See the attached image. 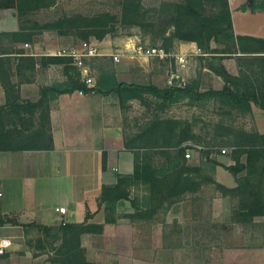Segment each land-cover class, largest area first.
Returning <instances> with one entry per match:
<instances>
[{
	"label": "trees",
	"instance_id": "obj_1",
	"mask_svg": "<svg viewBox=\"0 0 264 264\" xmlns=\"http://www.w3.org/2000/svg\"><path fill=\"white\" fill-rule=\"evenodd\" d=\"M142 2L143 0H118L119 13L103 12L92 16L64 13L54 20L40 22L37 15L54 8L56 0H0V10H15L19 24L17 32H0V41L8 43H2L0 52L19 56L17 61L20 67L33 64L34 59L24 57V51L17 46L35 44L38 37L46 32H54L59 37H74L90 44L92 40L102 42L106 37L116 35L119 28L125 27L140 29L144 42L148 39L153 45L160 42L166 51L172 50L178 43H195L200 50L211 56L264 52V40L235 35L228 0H184L180 4L164 5L167 12L163 18H151ZM213 42L225 46L216 49L212 47ZM42 62L72 64L71 59L59 57L43 58ZM8 63L10 60L0 59V65ZM212 69L226 84L222 91H209L199 95L192 87L160 89L154 85L120 84L115 90L105 94L117 93L122 106L126 98L138 99L147 104L148 100L144 96L149 95L161 101L157 105L161 110L185 98L197 100L196 96H205L232 111L250 112L251 105L247 102L254 99L258 100L256 106L264 111V93H260L261 97L258 98L255 91L252 93L248 89L244 92L237 89L235 92L232 88L241 79L232 77L222 65L212 66ZM73 74L78 82V85H72L73 90L92 91L80 82V74ZM0 78L7 95L6 104L0 106V152L52 150L54 146L50 127V96L71 90L43 88L38 102H25L20 98H12L14 88L10 87L8 73L0 72ZM182 124L184 125L181 126ZM190 128L192 125L189 122L182 123L178 119L162 116L146 122L138 136L145 143L146 150L135 154L133 175H120L115 185L104 186L102 189L99 210L104 208V224L90 223L95 214L87 212L85 221L80 224L65 223L57 228L34 223L24 225L4 216L0 209V227H30L55 240V243L59 241V246L52 247L55 254L51 259L52 264H95L88 260L82 238L89 234L101 235L106 225L117 224L124 218L117 216V207L121 202L131 201L132 190L143 189L146 193L140 202L141 207L137 200L131 201L132 206H136V211L133 215H126L125 219L133 221L154 219L166 206L183 202L187 196L198 194L204 184L214 186L225 197L239 199V204L234 209L236 222L249 225L256 218L264 217V137L245 135L242 138L248 149L236 150L235 165L225 167L236 182V187L228 188L212 178L205 175L203 177L204 169L201 166L187 164L186 150L181 146L192 137L195 138L192 133L188 134L190 138L186 135ZM157 156L166 159L165 169H156L161 168L154 165L153 159Z\"/></svg>",
	"mask_w": 264,
	"mask_h": 264
},
{
	"label": "crops",
	"instance_id": "obj_2",
	"mask_svg": "<svg viewBox=\"0 0 264 264\" xmlns=\"http://www.w3.org/2000/svg\"><path fill=\"white\" fill-rule=\"evenodd\" d=\"M231 6L235 35L264 40V12L257 15L261 16V23L258 26L247 28L244 22L240 24L239 21L234 20L233 5ZM18 30L19 24L15 11H1L0 32L10 33ZM44 38L46 36L35 44H26L30 45L27 48L19 46V49L24 51V57L34 59L33 64L19 67L17 61L19 56L0 52V59L10 60L7 65H0V72L8 73L10 77V87L14 88L12 98L36 103L41 98L43 88H57L60 91L69 88L71 91L50 96V127L54 146L52 150L0 152V192L3 193L0 209L4 216L15 218L24 225L34 223L47 227H60L63 222L80 224L85 221L87 212L95 214L90 223L104 224V208L99 210V198L103 187L115 185L120 175H133L135 154L146 150L145 143L138 136L145 128L147 121L156 116H162V110L157 106L161 101L152 96H144L148 100L147 104H143L138 99L126 98L122 106L117 93H105L115 90L120 84L154 85L160 89H166L172 67L158 59H142L131 55L123 57L121 62L116 63L111 55L125 49L116 50L112 42L106 39L96 44L103 56L85 60L86 74L73 62L71 65L43 63V58L53 57L50 56L49 46L43 42ZM64 40L69 41L60 39L55 43L60 44ZM70 42L74 44L72 40ZM126 44V47H133L135 42L130 41ZM177 46L180 53L190 54V58L197 56L198 48L195 43H181ZM218 57L224 59L219 61L217 67L222 65L235 79H241V73L247 71L255 74L264 73V52ZM205 62L206 60H203L201 63L200 76H207L209 82L211 80L213 84L208 85L209 88L202 93L222 91L226 85L224 80L213 71L212 66L205 65ZM157 63L158 66H156ZM73 72L80 74V82L83 84H85L86 76L92 78V86L85 84L92 91L81 95L80 89L73 90L72 85H78ZM259 81L257 79V81L247 82L241 79L232 90L236 92L237 89L249 88L252 93L255 91L256 97L259 98L260 93H264L262 86L264 83ZM256 101L258 100L250 99L247 102L251 105L248 115L253 112L256 119L255 131L249 134L264 137V111L256 106ZM6 102V91L0 78V106L5 105ZM176 105L170 104L169 107ZM169 118L177 119V117ZM227 126L225 128L230 129V125L227 124ZM231 144L233 145L230 147L233 149L246 148H243V144L236 139L232 140ZM153 149L156 150V148ZM158 162L162 163L160 160ZM187 164L193 167L201 166L190 162ZM215 178L218 183L225 185L219 175ZM59 183L68 185V188L63 189L66 194L63 198L59 196L63 199L59 203L49 206L46 203L49 197L44 188L49 184L58 185ZM233 185L235 181L229 187ZM144 195H146L145 192L132 190L130 200H137L141 207L140 202ZM198 196H187L186 200L176 204L171 211L176 209L178 212L183 204L193 208V201L204 198L203 194ZM131 201L119 203L117 216L124 218L117 224L105 227H135V225L146 224L144 220L125 219L126 215H133L136 211L134 208L136 206L133 207ZM62 207L67 209V214L64 216L57 212V208ZM90 237L92 236L84 235L83 240ZM0 238L3 237L0 236ZM16 250L13 249V252ZM20 255L18 257L10 255L7 261L0 260V264H36L35 262L41 259H33L29 252H26V255L22 253ZM47 264L50 263L47 262Z\"/></svg>",
	"mask_w": 264,
	"mask_h": 264
},
{
	"label": "rangeland",
	"instance_id": "obj_3",
	"mask_svg": "<svg viewBox=\"0 0 264 264\" xmlns=\"http://www.w3.org/2000/svg\"><path fill=\"white\" fill-rule=\"evenodd\" d=\"M183 1L143 0L142 4L145 10L150 12L151 18H163L167 12L164 5H176ZM228 2L231 14V5H233L236 22L239 21L240 24L244 22L247 28L258 26L261 23V16L257 15L264 12V0H254L253 4H250L249 0H228ZM103 12L119 13L118 0H56L54 8L39 13L36 18L40 22H45L59 18L64 13L92 16ZM45 36L43 42L49 46L51 53L56 52L57 49L77 48L85 43L74 37H59L54 32L44 33L38 37L37 42ZM60 39H67L69 43L66 40L60 44L55 43ZM106 39L108 42H112V46L116 50L125 49L126 43L130 41L135 42L133 46L144 45L165 49L160 42L156 45H153L149 39L144 42L142 32L138 28H119L116 35L108 36ZM2 43L8 45L7 41L1 40L0 46ZM97 43L101 42L92 40L90 44L97 47ZM177 45L170 51L179 53ZM19 46L27 48L30 45H18L17 47L19 48ZM224 46V44L212 43V47L216 49ZM196 47L198 48L197 45ZM198 50L200 52H197V56L190 58L186 79L187 87H192L200 95L203 90L209 88L208 85L213 84L211 80L209 82L207 76H200L202 61L206 60L205 65L207 66L217 67L219 61L224 58L207 55L199 48ZM166 64L169 66L168 63ZM166 64L164 66H167ZM241 79L247 82L261 79L259 82L264 83V73L243 72ZM262 86L264 87V84ZM245 90L247 89L243 88L241 92ZM248 90L250 89L248 88ZM195 98L197 100L186 98L180 100L172 108L167 105L165 109H162V117H177L179 122L191 123L192 128L186 135L192 133L195 138L192 137L181 146L186 150V157L188 154H192V157L187 158V161L201 165L204 169L203 175L201 174L203 177L205 175L217 182L215 177L219 175L225 183L224 186L234 188L236 182L233 187L229 186L234 183L235 178L225 167L235 165L234 152L244 149H233L230 145H233L231 144L232 140L236 139L240 144H243V148L248 149L242 138L245 135H250L249 132L255 131V115L253 112L248 115V110L232 111L205 96H196ZM227 113L228 115H226ZM227 124L230 125V129L225 128L228 127ZM159 160L162 163H159ZM153 162L154 165L161 167L156 168L159 170L165 169L167 164L166 159L159 156L155 157ZM66 188L68 185L61 183L47 185L44 188L49 197L46 199V203L49 206L59 203L63 200L59 196L62 198L65 196L66 193L63 189ZM136 191L144 192L143 189ZM201 194L204 198L193 201V208L183 204L178 212L176 209L171 211L176 204L182 202L176 203L169 207L166 206L158 216L146 221L144 225L105 227V231L101 235L89 234L92 237L85 240L82 238L88 260L95 264H264V217L256 218L249 225L240 224L234 218V209L238 206L239 199L225 197L217 192L214 186L208 184H204L202 190L196 195ZM52 196L53 199H51ZM0 236L3 237L0 238V242L5 241L6 244H9L6 253L0 255V260L7 261L10 255L18 257L21 256L20 253L26 255V252H29L33 259L41 258L35 262L36 264H47V262L52 264L51 259L55 257L52 247L59 246V241L55 243V240L30 227H0ZM18 245L23 247L18 248ZM13 249L17 250L13 252Z\"/></svg>",
	"mask_w": 264,
	"mask_h": 264
},
{
	"label": "built area",
	"instance_id": "obj_4",
	"mask_svg": "<svg viewBox=\"0 0 264 264\" xmlns=\"http://www.w3.org/2000/svg\"><path fill=\"white\" fill-rule=\"evenodd\" d=\"M198 52H200L198 50ZM135 56L142 59H158L162 62L168 63L172 68L168 77V88L171 89H186L188 82L186 79V71L189 65L190 54L177 53L174 51H166L165 49L151 48L147 46H133L132 48L126 47L125 51H119L114 55H111L114 62L119 63L126 56ZM50 56L71 59L73 64L81 69H83L87 74L85 60L90 58H95L103 56L97 47L89 43H83L80 47L73 48L70 50H58L51 53ZM87 86L93 85L92 78L86 76L84 80ZM81 95L84 94L83 91L80 92ZM226 153V151H223ZM264 153V148H263ZM192 154H188L186 158H191ZM3 198V193L0 192V200ZM57 212L61 215L67 214V209L57 208ZM63 224H65L63 222ZM9 244L5 241L0 242V255L6 253Z\"/></svg>",
	"mask_w": 264,
	"mask_h": 264
},
{
	"label": "water",
	"instance_id": "obj_5",
	"mask_svg": "<svg viewBox=\"0 0 264 264\" xmlns=\"http://www.w3.org/2000/svg\"><path fill=\"white\" fill-rule=\"evenodd\" d=\"M253 1H254V0H249V3H250V4H253Z\"/></svg>",
	"mask_w": 264,
	"mask_h": 264
}]
</instances>
